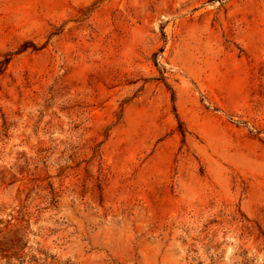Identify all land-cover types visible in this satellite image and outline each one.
Masks as SVG:
<instances>
[{"label":"rangeland","instance_id":"1","mask_svg":"<svg viewBox=\"0 0 264 264\" xmlns=\"http://www.w3.org/2000/svg\"><path fill=\"white\" fill-rule=\"evenodd\" d=\"M0 264H264V0H0Z\"/></svg>","mask_w":264,"mask_h":264}]
</instances>
